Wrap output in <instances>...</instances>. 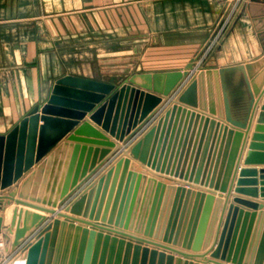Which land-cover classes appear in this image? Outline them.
<instances>
[{
  "label": "water",
  "instance_id": "95a60500",
  "mask_svg": "<svg viewBox=\"0 0 264 264\" xmlns=\"http://www.w3.org/2000/svg\"><path fill=\"white\" fill-rule=\"evenodd\" d=\"M254 2L264 0H249V9ZM201 52L183 70L135 72L121 85L61 77L46 103L36 105L0 135V190L4 191L0 210L7 212L16 203L9 225L4 226L0 214V232L12 236L7 255L23 246L26 264H98L100 240L113 236L121 242L135 241L137 253L145 243L144 256H168L176 264H205L200 258L211 264H264V168H235L240 144L249 132L241 129L245 123L228 118L230 126L213 117L218 111L212 101L206 102L203 81L219 70L197 67ZM261 110L245 165L264 164V103ZM88 112H92L90 120L124 143L119 146L123 152L185 184L130 170L131 157L124 154L79 191L108 161L109 148L116 144L99 133L97 141H90L106 147L99 163L87 162L82 173L77 170L70 180L73 160L63 187H57L55 180L50 195L31 196L32 201L8 193L47 154L48 161L52 159L49 152L63 133ZM91 126L87 119L76 134ZM238 172L234 187L231 182ZM260 197L263 201H257ZM120 257L118 253L116 264Z\"/></svg>",
  "mask_w": 264,
  "mask_h": 264
},
{
  "label": "crops",
  "instance_id": "0c3cea01",
  "mask_svg": "<svg viewBox=\"0 0 264 264\" xmlns=\"http://www.w3.org/2000/svg\"><path fill=\"white\" fill-rule=\"evenodd\" d=\"M230 1L0 0V135L8 133L36 105L46 103L56 81L66 75L121 85L135 72L183 70L202 49ZM248 4L249 0L242 3L217 51L209 62L203 63V66L219 70L218 75L206 76L203 81L206 102L212 101L218 111L213 117L230 126L228 118L245 123L241 129L249 132L240 144L235 165L239 171L245 167L264 168V164L244 163L264 103V3H251L250 9ZM190 77L181 84L180 91ZM198 96H202L201 92ZM168 105L169 102L162 105L158 113ZM91 113L63 133L49 152L52 153L50 161L47 154L39 165L37 163L25 172L8 193L32 201L31 196L50 195L55 180L57 187H63L73 160L70 180L77 170L82 173L87 162L89 166L94 159L99 163L106 147L90 142L97 141L99 133L116 144L109 148L108 161L79 191L98 179L120 156L130 155L119 149L124 146L122 141L90 120ZM87 119L92 128L76 134ZM39 124L42 125L43 121ZM73 135L78 139H70ZM130 157V170L155 175L168 183L185 184L184 180L156 172L132 155ZM238 178L239 172L236 179H232L234 187ZM257 179L260 181V175ZM195 188L199 189V186ZM230 197H234V192ZM257 201L263 200L260 197ZM15 206L16 203L12 202L9 212L0 210L4 226L9 225ZM242 226L243 222L240 231ZM2 233L7 240V261L21 257L22 253L17 249L7 255L12 236L7 231ZM144 245L142 243L137 253L135 241L125 239L121 242L113 240V236L105 240L104 236L98 245V264L103 255L104 264H116L118 253L121 254L120 264H133L135 253L137 264H176L168 256L162 259L160 255L152 257L151 253L144 256ZM199 261L211 264L205 258Z\"/></svg>",
  "mask_w": 264,
  "mask_h": 264
},
{
  "label": "built area",
  "instance_id": "2783aa9c",
  "mask_svg": "<svg viewBox=\"0 0 264 264\" xmlns=\"http://www.w3.org/2000/svg\"><path fill=\"white\" fill-rule=\"evenodd\" d=\"M243 1L244 0H231L227 4L222 15L218 19V22L215 24L212 32L210 33L206 43L204 44V47L202 48V52L205 50L206 46L208 45H209L208 47H212V48L215 45H219V43L225 37L233 21L235 20L236 16H238ZM201 62L202 60L196 62L197 67H200L199 64H201ZM6 246H7L6 237L2 232H0V264H26L23 246L17 249V252L18 251L21 252L22 256L17 258L13 257L9 261H7V258L5 257Z\"/></svg>",
  "mask_w": 264,
  "mask_h": 264
},
{
  "label": "rangeland",
  "instance_id": "374dc122",
  "mask_svg": "<svg viewBox=\"0 0 264 264\" xmlns=\"http://www.w3.org/2000/svg\"><path fill=\"white\" fill-rule=\"evenodd\" d=\"M215 26V25H214ZM231 27V26H230ZM214 28V27H213ZM230 29V28H229ZM213 30V29H212ZM223 40H224V38H223ZM222 40V41H223ZM221 41V42H222ZM221 42L219 43V45L221 44ZM206 43V42H205ZM219 45H215L213 48L212 47H208V46H206V48H205V50L203 51V52H201L202 54L200 55V57H199V59H198V61H201L202 60V62H201V64H199V66L200 67H203V63H207V62H209V60L212 58V56L214 55V53L217 51V49H218V47H219ZM204 47V46H203ZM202 47V48H203ZM202 50V49H201ZM203 59H202V58ZM180 88L181 87H178V89L176 90V92H175V95H177V93L180 91ZM174 95V96H175ZM141 134V133H140ZM128 145H129V143H128ZM127 144L125 145L126 147L128 146ZM121 152H123V150L121 151ZM10 211V210H9ZM6 257V256H5Z\"/></svg>",
  "mask_w": 264,
  "mask_h": 264
},
{
  "label": "bare ground",
  "instance_id": "6f19581e",
  "mask_svg": "<svg viewBox=\"0 0 264 264\" xmlns=\"http://www.w3.org/2000/svg\"><path fill=\"white\" fill-rule=\"evenodd\" d=\"M8 212H9V210H8Z\"/></svg>",
  "mask_w": 264,
  "mask_h": 264
}]
</instances>
